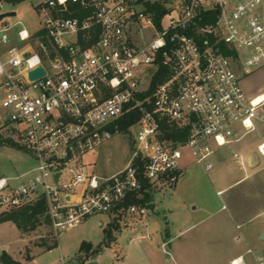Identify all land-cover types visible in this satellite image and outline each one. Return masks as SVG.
Listing matches in <instances>:
<instances>
[{
    "label": "built area",
    "instance_id": "obj_1",
    "mask_svg": "<svg viewBox=\"0 0 264 264\" xmlns=\"http://www.w3.org/2000/svg\"><path fill=\"white\" fill-rule=\"evenodd\" d=\"M179 1L160 27L138 0H44L42 28L19 29L16 42L14 26L0 22V129H12L35 163L22 180L0 179V214L43 197L58 241L95 215L146 216L150 204L127 201L176 187L187 157L213 170L223 148L252 133L262 139L256 153L234 158L260 166L264 93L247 96L242 79L264 69V0ZM134 113L129 164L88 174L83 159ZM247 254L264 264V249Z\"/></svg>",
    "mask_w": 264,
    "mask_h": 264
},
{
    "label": "rangeland",
    "instance_id": "obj_2",
    "mask_svg": "<svg viewBox=\"0 0 264 264\" xmlns=\"http://www.w3.org/2000/svg\"><path fill=\"white\" fill-rule=\"evenodd\" d=\"M0 1L3 4L0 14H17L3 21L14 26L13 42L17 41L15 33L23 27L31 34L42 28L38 6L44 0H21L17 4L13 0ZM147 1L162 3L169 10H177L180 4L179 0ZM143 9L142 5L138 7ZM244 78L247 93H254L264 83V75ZM145 80L143 89L149 78ZM1 106L0 94V113ZM137 131L134 127L128 133L115 135L86 156L83 159L86 172L110 177L125 168L133 156ZM0 135L13 143L0 146V179H24L34 168V160L20 148L12 129H0ZM261 141L259 133H252L241 142L226 146L218 153V159H212L215 167L209 172L192 164L193 160L187 157L186 170L178 185L153 192L155 211L144 217L124 215L114 224L119 225L116 241L108 246L100 245L105 240V230L114 220L105 214L92 216L63 232L58 241L53 239L48 226L21 234L13 223L0 222V264H4L1 259L4 253L21 264H231L239 257H244L247 264H256L247 252L261 248L246 235L264 225V158H260V166L251 168L243 159H235L234 154L244 157L254 154ZM17 182L14 180L13 184ZM221 190L225 192L218 196ZM84 242L93 245L87 255L81 252ZM54 243H58L57 247L48 250L47 246Z\"/></svg>",
    "mask_w": 264,
    "mask_h": 264
},
{
    "label": "trees",
    "instance_id": "obj_3",
    "mask_svg": "<svg viewBox=\"0 0 264 264\" xmlns=\"http://www.w3.org/2000/svg\"><path fill=\"white\" fill-rule=\"evenodd\" d=\"M21 0H13L15 4L19 3ZM139 3L144 7L146 12H152L156 16V24L158 27L161 26L162 19L170 14L172 10H169L164 4L155 2L150 3L147 0H138ZM162 79L160 77H156L154 80V85L161 82ZM140 114L134 113L126 118H124L120 122V130L122 133H128L130 128L139 120ZM178 134L174 132V136ZM3 135H0V146L2 145H11L13 144L9 138H4ZM20 146V145H19ZM21 148V147H20ZM153 199L152 195L145 194L142 199L137 200L135 198H130L125 206L130 204H139V205H149L152 204ZM121 219H114V223H111L108 228L105 230V240L100 246H108L109 244L116 241L117 236L115 232L119 231V225L115 226V222H120ZM1 223L11 222L15 224L17 229L21 234H26L33 231H38L41 226H50V220L47 212V206L43 197H40L32 204H28L20 209L12 210L9 213L1 214L0 218ZM57 241L55 238H53ZM58 243H54L52 245H48V250H52L57 247ZM93 245L91 243H83L81 246V252H84L86 255L90 253ZM1 259L4 264H21L19 262H15L11 257L6 255L5 253L1 256Z\"/></svg>",
    "mask_w": 264,
    "mask_h": 264
},
{
    "label": "crops",
    "instance_id": "obj_4",
    "mask_svg": "<svg viewBox=\"0 0 264 264\" xmlns=\"http://www.w3.org/2000/svg\"><path fill=\"white\" fill-rule=\"evenodd\" d=\"M169 2H170V0H169ZM261 75H264V69L263 70H261V71H258V72H256V73H254L253 75H250V76H248V77H252V78H255L256 76H261ZM248 77H246V78H248ZM244 79L245 78H243L242 79V87H243V89H244V91H245V85H243L244 84ZM245 93L247 94V96H249V97H254V96H257V95H260V94H262V93H264V83L261 85V87L260 88H258L254 93H247L246 91H245ZM219 192H223L221 195H223L224 194V192H225V190H221V191H219ZM219 192H217V194L219 193ZM221 195H219L218 194V196H221ZM223 208H225V206L223 207ZM155 209H156V207H155ZM132 217V216H131ZM15 225V224H14ZM100 225H102V224H100ZM239 226V225H238ZM20 232V231H19ZM256 232H260L258 235H257V237H255L254 236V233H256ZM262 235L264 236V225H261L259 228H256L255 230L253 229V230H251V232H250V234L248 233V235H246V236H248V239L249 240H251V242H253V243H255L256 245H258L261 249H264V239H262ZM237 260V259H236Z\"/></svg>",
    "mask_w": 264,
    "mask_h": 264
},
{
    "label": "water",
    "instance_id": "obj_5",
    "mask_svg": "<svg viewBox=\"0 0 264 264\" xmlns=\"http://www.w3.org/2000/svg\"><path fill=\"white\" fill-rule=\"evenodd\" d=\"M17 14L16 12H9V13H3V14H0V22L3 21L4 19L6 18H10V17H15ZM46 74V71L41 67L35 71H33L31 74H30V79L31 80H36L38 78H41L43 77L44 75ZM59 177V175H58ZM155 204H150L149 205V209L151 212H154L155 211ZM262 239H264V236L262 235ZM90 264H97L96 262H91Z\"/></svg>",
    "mask_w": 264,
    "mask_h": 264
},
{
    "label": "bare ground",
    "instance_id": "obj_6",
    "mask_svg": "<svg viewBox=\"0 0 264 264\" xmlns=\"http://www.w3.org/2000/svg\"><path fill=\"white\" fill-rule=\"evenodd\" d=\"M239 263V260L236 262V264Z\"/></svg>",
    "mask_w": 264,
    "mask_h": 264
}]
</instances>
